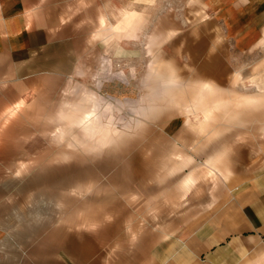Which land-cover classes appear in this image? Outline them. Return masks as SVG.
I'll return each mask as SVG.
<instances>
[{"label":"rangeland","instance_id":"1","mask_svg":"<svg viewBox=\"0 0 264 264\" xmlns=\"http://www.w3.org/2000/svg\"><path fill=\"white\" fill-rule=\"evenodd\" d=\"M125 10L135 11L137 21L120 35L117 23ZM96 13L95 35L89 37L95 43L80 50L79 74L59 81V90L43 97V131H32L30 146L14 148L19 161L0 166V182L12 192L1 199L10 196L9 203L22 215L32 216L31 221L25 217L21 235L34 230L41 236L31 246L43 247V234L59 229L76 234L82 244L80 235L89 231L82 223L94 216L118 225L119 234L133 240L130 247L144 237L175 234L173 264H264L261 243L245 242L253 251L239 259H232L228 243L214 254L211 242L187 244L191 255L182 249L184 230L194 238L197 224L215 217L242 181L264 170V103H232L239 96L264 94V87L257 88L264 86V42L238 54L228 43L215 41L206 0H97ZM100 16L111 35L100 26ZM125 18L120 26L130 25ZM200 29L206 35L200 36ZM199 41L201 51L192 52ZM206 61L208 66L202 67ZM204 82L212 93L205 104L193 107ZM218 99L228 104L213 107L205 116L203 110ZM70 103L93 109L99 119L92 137L74 126L77 139L71 146V136L61 141L56 137L67 125L62 112L70 110ZM107 128L119 130L126 139L107 141ZM128 142L142 174L139 188L122 197L112 182L128 166ZM208 158L217 166L212 176L203 173ZM56 169L57 177L46 183L43 172ZM191 172L195 181L184 190L182 179ZM73 174L86 182L78 178L71 184ZM144 182L155 183L157 191L146 193ZM73 207L79 225L68 219Z\"/></svg>","mask_w":264,"mask_h":264},{"label":"crops","instance_id":"2","mask_svg":"<svg viewBox=\"0 0 264 264\" xmlns=\"http://www.w3.org/2000/svg\"><path fill=\"white\" fill-rule=\"evenodd\" d=\"M96 1L0 0V166L19 161L15 158L14 148L30 146L27 141L31 140L32 131H43V97L59 90V81L79 74L80 50L85 43L90 41L95 43V40H89V37L93 36V33L95 35ZM206 11L209 21L216 26L215 41L228 43L234 52L245 53L264 42V2L260 4L255 0H206ZM124 17L130 25L120 26ZM134 21H137L135 11L121 12L117 23L120 35L126 33ZM99 24L104 26L103 31L111 35L110 30H107L104 16L99 17ZM203 35L206 33L200 29V36ZM200 43L201 41L197 42L192 52L201 51ZM207 49L205 47V51ZM202 65L206 67L208 62ZM262 87L264 86H257L258 89ZM197 93L199 94L195 95L193 107L199 106L201 102L205 104V98L212 93V86L204 82ZM226 102L218 99L213 102L210 109L203 110V113L207 116L214 111L213 107L216 110L220 104L227 105ZM232 103L236 107L250 105L257 107L264 103V94L239 96ZM68 106L70 110L67 113L62 112V118L67 121V125L59 129L60 132L56 137L61 141L65 140L66 136H71L67 142L71 146L77 139V136L72 134L74 126L79 127L85 136L92 137L99 128V119L95 117L93 109H85L81 103H70ZM259 127L253 128L259 129ZM260 130L264 132V127ZM106 132H111L108 137L104 134L108 138L107 141L125 138L119 130L109 131L107 128ZM127 144L125 151L129 154L128 166L119 170L112 182L122 197H125L129 191L139 188L142 174L141 169L134 164L135 155L132 153L131 143ZM103 162L105 165L108 164L107 160ZM205 166L203 173L206 176L215 174L217 166L211 158L207 159ZM56 172L59 173V170L43 172L46 183L52 182L57 177ZM71 176L72 178H69L71 184L79 181L78 178L86 182L85 177L81 175ZM194 181L195 176L191 172L182 179V188L189 189ZM4 184L0 182V264H169L170 262L173 264L175 262L177 247L172 238L175 234L167 233L154 240L152 237H144L141 242L130 247L128 243L133 240L120 235L118 225L107 224L94 216L82 223V227L89 229L87 233L79 234L82 244L76 234L56 229L54 233L43 234V247L39 243L32 247V239L41 235L34 234V230L33 234L21 235L22 228L20 230L19 228L24 226L25 217L31 221L32 216L22 215L14 204L9 203V200L12 201L10 196L5 200L1 199V195L12 193L11 188ZM142 187L147 190L146 193L158 189L155 183L144 182ZM228 199V205L217 211L215 217L197 224L198 234L194 238L190 233L183 231V252H189L190 255L193 253L192 247L187 244L199 242L200 245H207L211 242L215 243L210 248L213 249L210 253L214 254L217 249L224 247L222 246L224 243H228V247L234 250L232 259H239L243 258L245 253L248 256L253 251V247L246 246L245 242L264 244V170L242 181ZM86 204L90 206L93 203L90 204L88 200ZM78 217L76 207H73V213L68 219L77 220L73 223L79 225ZM211 237H214L215 241ZM244 248L248 250L244 252ZM196 253L194 252L195 263H197Z\"/></svg>","mask_w":264,"mask_h":264},{"label":"bare ground","instance_id":"3","mask_svg":"<svg viewBox=\"0 0 264 264\" xmlns=\"http://www.w3.org/2000/svg\"><path fill=\"white\" fill-rule=\"evenodd\" d=\"M125 22V21H124ZM124 25V24H123Z\"/></svg>","mask_w":264,"mask_h":264}]
</instances>
